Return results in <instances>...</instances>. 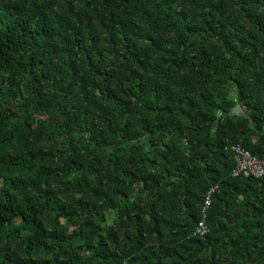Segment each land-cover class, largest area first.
<instances>
[{
	"label": "trees",
	"instance_id": "obj_1",
	"mask_svg": "<svg viewBox=\"0 0 264 264\" xmlns=\"http://www.w3.org/2000/svg\"><path fill=\"white\" fill-rule=\"evenodd\" d=\"M236 143L264 159V0H0V264H264Z\"/></svg>",
	"mask_w": 264,
	"mask_h": 264
},
{
	"label": "built area",
	"instance_id": "obj_2",
	"mask_svg": "<svg viewBox=\"0 0 264 264\" xmlns=\"http://www.w3.org/2000/svg\"><path fill=\"white\" fill-rule=\"evenodd\" d=\"M230 151L232 152L234 160V168L231 173L233 176L238 174L244 175H254L256 177L264 175V159L257 158L249 154L250 152L243 148L240 144H232L230 146ZM214 189L212 187L209 192ZM209 205L208 196L205 197L203 208H202V219L194 227L193 233L195 235L203 236L207 233L208 229L204 223L205 209Z\"/></svg>",
	"mask_w": 264,
	"mask_h": 264
},
{
	"label": "clouds",
	"instance_id": "obj_3",
	"mask_svg": "<svg viewBox=\"0 0 264 264\" xmlns=\"http://www.w3.org/2000/svg\"><path fill=\"white\" fill-rule=\"evenodd\" d=\"M232 153V152H231ZM232 159H233V156H232Z\"/></svg>",
	"mask_w": 264,
	"mask_h": 264
},
{
	"label": "rangeland",
	"instance_id": "obj_4",
	"mask_svg": "<svg viewBox=\"0 0 264 264\" xmlns=\"http://www.w3.org/2000/svg\"><path fill=\"white\" fill-rule=\"evenodd\" d=\"M250 154V153H249Z\"/></svg>",
	"mask_w": 264,
	"mask_h": 264
}]
</instances>
